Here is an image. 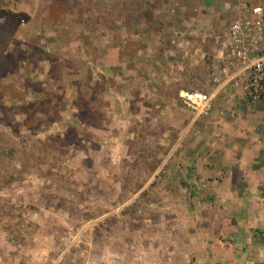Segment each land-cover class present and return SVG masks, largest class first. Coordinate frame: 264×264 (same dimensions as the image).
Segmentation results:
<instances>
[{
    "label": "rangeland",
    "instance_id": "obj_1",
    "mask_svg": "<svg viewBox=\"0 0 264 264\" xmlns=\"http://www.w3.org/2000/svg\"><path fill=\"white\" fill-rule=\"evenodd\" d=\"M90 4L0 0V264L254 262L235 242L193 250V212L175 195L195 131L176 98L208 81L213 40H190L178 60L166 43L152 59L158 45L131 38L126 11ZM80 7L82 26L71 18L60 38L32 25ZM151 114L171 128L153 135Z\"/></svg>",
    "mask_w": 264,
    "mask_h": 264
},
{
    "label": "crops",
    "instance_id": "obj_2",
    "mask_svg": "<svg viewBox=\"0 0 264 264\" xmlns=\"http://www.w3.org/2000/svg\"><path fill=\"white\" fill-rule=\"evenodd\" d=\"M75 1L81 6L89 2ZM100 1L102 7L97 10L105 11L104 14L111 18L126 11V25L131 30V38L155 41L158 52L152 51L151 58L161 60V51L166 43L178 60L187 50L190 40L205 42L212 39L214 43V40L224 37L235 18L245 15L247 8L264 6V0H110L109 4H105L104 0H90V6L100 4ZM80 9L86 14L84 17L76 14ZM87 15L86 10L80 7L64 15L58 13L52 19H36L32 25L47 26L51 36L60 38L62 35L54 28L66 26L71 18L77 19L75 21L82 26ZM103 20L102 16L100 25ZM204 24L212 25L210 31L202 30ZM146 26L154 32V36L144 32ZM160 27L162 34H158ZM177 30L182 33L180 39L174 36ZM79 42H82L81 38ZM117 51L120 53L116 50L113 54L119 55ZM211 51L217 55L216 45L211 46ZM161 80L158 78V81ZM209 81L199 89L212 90L213 85ZM159 96L161 98V92ZM176 101L189 113L186 118L189 126L195 128L194 133L188 136L191 143L184 151L191 158L186 164H179V180L184 183L177 182L174 188L176 197L179 195L184 204H190L193 212L187 218L191 247L197 251L211 246L209 250L216 252L219 248L227 250L228 243L235 242L237 248L255 253V261L248 260L245 264H264V241L259 238L260 234L264 236V100L247 101L240 90L232 89L217 98L209 118L197 117L182 106L178 96ZM162 102L161 105L164 104ZM161 117L151 114L145 120V126L153 135L161 136L164 131L166 133V127H170L162 123ZM199 126L206 129L201 132L202 136H198L196 130ZM193 135L195 139H201L199 147H204L203 150L198 149V140H194ZM180 154L183 155L182 152ZM236 257L238 255H233L232 259L237 260Z\"/></svg>",
    "mask_w": 264,
    "mask_h": 264
},
{
    "label": "built area",
    "instance_id": "obj_3",
    "mask_svg": "<svg viewBox=\"0 0 264 264\" xmlns=\"http://www.w3.org/2000/svg\"><path fill=\"white\" fill-rule=\"evenodd\" d=\"M224 42L209 66L212 90H181L180 103L197 117L209 118L220 95L240 90L247 101L264 99V6L247 8L224 33Z\"/></svg>",
    "mask_w": 264,
    "mask_h": 264
},
{
    "label": "trees",
    "instance_id": "obj_4",
    "mask_svg": "<svg viewBox=\"0 0 264 264\" xmlns=\"http://www.w3.org/2000/svg\"><path fill=\"white\" fill-rule=\"evenodd\" d=\"M181 34L182 33L177 30L176 33H175V38L180 39L181 38ZM223 42H224V38L221 37V38L218 39V41L217 40H214V43H215L214 45H216V47L219 49L221 47V45H222ZM214 57H215V55L211 51L210 54H209V56H208V62H207L208 66L212 65V61H213V58ZM208 73H209V71L207 70V74ZM193 89H198V88H193ZM261 100H264V99H261ZM261 100H257V101H261Z\"/></svg>",
    "mask_w": 264,
    "mask_h": 264
},
{
    "label": "clouds",
    "instance_id": "obj_5",
    "mask_svg": "<svg viewBox=\"0 0 264 264\" xmlns=\"http://www.w3.org/2000/svg\"><path fill=\"white\" fill-rule=\"evenodd\" d=\"M208 68H209V66H208ZM209 71V70H208ZM199 89V88H198ZM182 90H191V89H182ZM181 91V90H180ZM178 100H179V98H178ZM180 102V101H179Z\"/></svg>",
    "mask_w": 264,
    "mask_h": 264
}]
</instances>
